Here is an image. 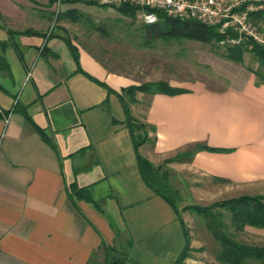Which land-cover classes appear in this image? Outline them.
I'll return each instance as SVG.
<instances>
[{"label":"crops","instance_id":"crops-1","mask_svg":"<svg viewBox=\"0 0 264 264\" xmlns=\"http://www.w3.org/2000/svg\"><path fill=\"white\" fill-rule=\"evenodd\" d=\"M79 6L90 8L64 0L58 14ZM56 8L57 0H0L8 65L0 70V264H100L110 248L123 264H174L181 225L141 180L117 96L140 82L69 39L75 62L66 37L50 32ZM213 71L222 87L170 79L185 91L150 97L143 121L155 140L139 152L155 164L206 146L213 150L182 160V173L233 187L263 183L264 84L228 61Z\"/></svg>","mask_w":264,"mask_h":264},{"label":"rangeland","instance_id":"rangeland-1","mask_svg":"<svg viewBox=\"0 0 264 264\" xmlns=\"http://www.w3.org/2000/svg\"><path fill=\"white\" fill-rule=\"evenodd\" d=\"M76 11L81 13L82 17H77L75 21L58 14L56 20H52L50 32L58 33L83 45V48L109 71L131 77L140 83L167 82L173 79L192 83L201 81L211 88L223 86V81L213 71L215 64L225 61L219 57L224 50L222 44L208 45L186 39H172L156 40L152 43V47L148 48L143 46L141 39L140 30L143 22L138 18L139 15L135 20H130L118 15L112 9L98 6L93 8L79 6ZM256 25L264 35V19L262 22L258 21ZM98 27L101 30H98ZM239 66L249 70L255 69L257 64L253 55L246 51L243 55V63ZM149 99V96L143 93H136V102L126 103L137 128L135 130L140 140H143V146L151 144V131L143 121ZM150 144L146 148H151ZM172 158L171 163L166 164V168L169 170L170 184L179 192L178 209L190 239L188 255L183 263L191 264L195 260V264H215L219 245L206 230L203 219L183 208L206 206L244 194H264V182L233 187L208 180L195 172L182 173L179 166L182 159L176 154L163 158L155 164L151 163L154 166L163 165L165 160ZM236 237L241 243L264 247L262 231L246 228Z\"/></svg>","mask_w":264,"mask_h":264},{"label":"trees","instance_id":"trees-1","mask_svg":"<svg viewBox=\"0 0 264 264\" xmlns=\"http://www.w3.org/2000/svg\"><path fill=\"white\" fill-rule=\"evenodd\" d=\"M64 1V0H61ZM70 3H82L88 6H98L95 3L87 0H67ZM256 4L262 5L263 8L251 14L250 18L256 25L258 21L264 19V1H257ZM102 8H109L130 20H135L139 13V9L129 5H122L118 7H106L98 6ZM63 17H69L72 21H75L77 17H82V14L76 10L66 11ZM157 21L152 24H142L141 26V39L143 46L152 47V43L156 40H172V39H186L194 42L204 43L210 45L211 43H220L223 36L219 35L214 28L203 25L193 20H178L165 17L162 13H157ZM101 30L100 27L97 28ZM27 34L28 32H24ZM64 41L68 45L75 62H77L78 55L76 49L70 43L68 38ZM214 44V45H216ZM212 45V44H211ZM224 50L219 56L225 61L241 65L243 63L244 52L249 51L256 61V68L249 69L256 78L257 83L264 84V46L261 44H236L228 45L222 44ZM250 46V49H248ZM96 59V58H95ZM98 61V60H97ZM3 57H0V70L8 72V65ZM183 89L171 87L167 82H147L140 83L139 85H132L125 87L121 90L120 94H117L121 105L123 107L125 116V125L129 131L135 153V159L137 168L143 181L154 194L162 198L175 213L185 240L184 248L175 261L174 264H184V260L188 255L190 248V239L188 231L184 225V221L180 216L178 209V203L180 201V195L177 189L173 188L169 180V170L166 168V164L171 163L172 159L165 160L163 165L154 166L147 158L143 157L139 152L140 146L143 144V140H140L137 134L133 117L130 116V109L127 106V102L134 103L135 94L143 93L152 97L155 94L166 95H178L184 92ZM107 108V104H104ZM151 132L154 133L153 127L146 124ZM136 129V130H135ZM38 132L44 138L43 133L40 130ZM155 138H151V142ZM213 149L206 146H196L194 151ZM194 151L177 153L176 156L182 160H188L191 158ZM70 192L79 198L88 200V194L85 189H79L75 184L70 186ZM196 213L204 221L206 230L210 233L211 238L219 245L218 255L215 259V264H264V247L248 245L241 243L237 240V235L244 232L246 228L264 230V194L257 195H240L229 199H223L221 201L213 202L206 206H188L183 208ZM102 264H123L126 260V256L118 253L114 249H105L103 252Z\"/></svg>","mask_w":264,"mask_h":264},{"label":"built area","instance_id":"built-area-1","mask_svg":"<svg viewBox=\"0 0 264 264\" xmlns=\"http://www.w3.org/2000/svg\"><path fill=\"white\" fill-rule=\"evenodd\" d=\"M98 6L118 7L129 5L139 9L144 24L157 21V13L178 20H193L212 27L223 36L220 44H261L264 35L253 25L251 14L261 10L259 0H87ZM57 0L56 16L59 13ZM154 18V19H150ZM250 49V46H248Z\"/></svg>","mask_w":264,"mask_h":264},{"label":"clouds","instance_id":"clouds-1","mask_svg":"<svg viewBox=\"0 0 264 264\" xmlns=\"http://www.w3.org/2000/svg\"><path fill=\"white\" fill-rule=\"evenodd\" d=\"M150 19H154V18H150Z\"/></svg>","mask_w":264,"mask_h":264}]
</instances>
